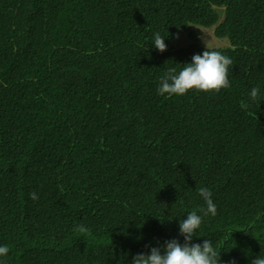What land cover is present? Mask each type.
I'll return each instance as SVG.
<instances>
[{
    "label": "trees",
    "instance_id": "1",
    "mask_svg": "<svg viewBox=\"0 0 264 264\" xmlns=\"http://www.w3.org/2000/svg\"><path fill=\"white\" fill-rule=\"evenodd\" d=\"M201 27L230 87L159 95ZM200 187L192 243L264 257V0H0V264H132L184 243Z\"/></svg>",
    "mask_w": 264,
    "mask_h": 264
},
{
    "label": "clouds",
    "instance_id": "2",
    "mask_svg": "<svg viewBox=\"0 0 264 264\" xmlns=\"http://www.w3.org/2000/svg\"><path fill=\"white\" fill-rule=\"evenodd\" d=\"M202 28L208 27L200 29ZM153 45L160 52L167 49L164 37L159 33L154 35ZM232 64L233 61L229 57L219 51L209 50L206 43V50L202 55H194L191 63L184 64L179 71L174 67L169 68L161 77L157 92L159 95L167 94L168 96H183L191 90L219 92L223 88L230 87L228 70ZM258 95L259 88L253 87L250 91L251 98L255 100ZM242 107L246 108L247 104ZM197 191L203 198L206 207L193 210L186 215V219L180 220L179 230L184 238V243L181 244L176 239L166 241L163 251L159 247H152L149 254L135 255L132 264H221V252L217 247H214L211 240H204L202 245L192 243L193 237L202 223V216L198 212L203 216L217 214L211 191L206 187H200ZM30 198L37 200L38 195L33 192L30 194ZM76 231L86 233L89 229L79 225ZM9 251L7 245L0 246V257L7 256ZM231 264H235V261H232ZM251 264H264V257H257Z\"/></svg>",
    "mask_w": 264,
    "mask_h": 264
},
{
    "label": "rangeland",
    "instance_id": "3",
    "mask_svg": "<svg viewBox=\"0 0 264 264\" xmlns=\"http://www.w3.org/2000/svg\"><path fill=\"white\" fill-rule=\"evenodd\" d=\"M202 33H203V40L210 39L212 38V32H213V27L212 28H202ZM185 39L183 37H179L178 43L180 45H183L185 43Z\"/></svg>",
    "mask_w": 264,
    "mask_h": 264
}]
</instances>
